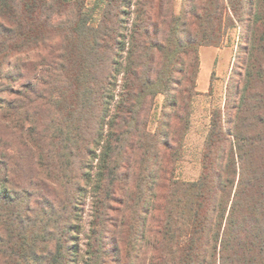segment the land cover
Returning a JSON list of instances; mask_svg holds the SVG:
<instances>
[{
  "label": "trees",
  "instance_id": "obj_1",
  "mask_svg": "<svg viewBox=\"0 0 264 264\" xmlns=\"http://www.w3.org/2000/svg\"><path fill=\"white\" fill-rule=\"evenodd\" d=\"M174 4L0 0V94L13 77L39 86L34 120L9 119L16 97L5 107L0 97V125L12 124L22 157L70 208L62 227L41 221L46 235L28 231L30 205L3 212L0 264H131L146 252L153 264H264V0H182L179 14ZM230 29L241 37L238 85L212 115L198 181L179 182L199 50L219 47ZM80 152L90 162L84 186L68 192ZM83 197L92 220L78 259L71 215Z\"/></svg>",
  "mask_w": 264,
  "mask_h": 264
},
{
  "label": "rangeland",
  "instance_id": "obj_2",
  "mask_svg": "<svg viewBox=\"0 0 264 264\" xmlns=\"http://www.w3.org/2000/svg\"><path fill=\"white\" fill-rule=\"evenodd\" d=\"M181 7L182 0H175V13L179 14ZM239 32L238 29H230L224 34L219 47H201L199 50L202 70L196 83L198 94L193 98L190 125L184 139L182 157L175 165L173 176L179 182L193 183L198 181L202 170L204 142L210 129L212 115L217 110H224L227 99L234 97L238 85V75L242 72L241 61L237 59V45L241 41ZM30 81H32L31 78L21 81L17 77L10 78L2 83L0 94V97L5 101L4 107L8 101L16 97V101L8 107L6 112L9 113V119L11 117L15 118L14 122L24 125L29 123L27 119L33 121L36 116V112H33L36 98H34L35 93L32 91L39 86L37 83ZM163 102V96L158 95L155 98L148 124V130L152 133L157 127ZM39 123L41 124L42 121ZM11 126V123L0 125V215L3 212L10 213L12 208H25L26 205H30L32 213L29 215L33 221V226L27 228L28 231L35 229L37 235H46L50 226L48 224L42 231L41 228L44 225L41 221L48 223L50 218L58 217L59 225L62 227L65 218L68 217L70 208L65 210L67 203L64 199V193L50 186L48 181L43 180L49 177L41 174L35 164L27 163L29 161L26 160V156L22 157L21 152L23 153L24 146L18 144L20 134L13 131ZM88 163L90 165L89 159L86 158L84 153L80 152L75 155L72 161L75 176L73 184L67 186L68 192L73 189L74 183L84 186V176L86 175L85 171H87L86 165ZM14 164H17V167ZM31 180L33 181L32 187L29 186ZM7 189L9 192H7ZM24 189L31 191L27 198L24 192L21 191ZM65 194H67L66 191ZM31 195L33 196L31 197ZM42 199H46L48 208L45 209L42 206L44 202ZM34 201H38V204H34ZM76 204L71 220L72 223L77 225L73 230L77 232L76 243L79 245V249L82 250L78 258L80 259L83 256V245L86 244L88 225L92 220V214L88 198L84 199L83 197ZM50 211L52 212L51 215L49 214ZM3 223L7 225L5 220ZM3 223L0 219V235L2 236V228L5 227ZM138 230L142 233L141 228ZM31 239L35 238L30 236L29 240ZM139 241L138 238V243ZM143 246H145V243H143ZM0 248H2L1 244ZM154 259L150 252H146L131 264H153Z\"/></svg>",
  "mask_w": 264,
  "mask_h": 264
},
{
  "label": "crops",
  "instance_id": "obj_3",
  "mask_svg": "<svg viewBox=\"0 0 264 264\" xmlns=\"http://www.w3.org/2000/svg\"><path fill=\"white\" fill-rule=\"evenodd\" d=\"M202 67V66H201ZM200 67V69H199V74H198V77H199V75H200V73H201V70H202V68Z\"/></svg>",
  "mask_w": 264,
  "mask_h": 264
}]
</instances>
